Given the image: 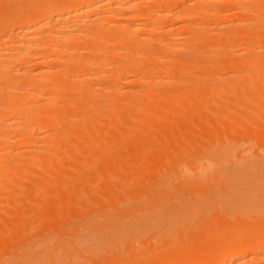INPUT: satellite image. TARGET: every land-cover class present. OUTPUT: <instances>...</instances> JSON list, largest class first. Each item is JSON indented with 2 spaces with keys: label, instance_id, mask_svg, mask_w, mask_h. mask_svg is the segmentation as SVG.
Returning a JSON list of instances; mask_svg holds the SVG:
<instances>
[{
  "label": "bare ground",
  "instance_id": "bare-ground-1",
  "mask_svg": "<svg viewBox=\"0 0 264 264\" xmlns=\"http://www.w3.org/2000/svg\"><path fill=\"white\" fill-rule=\"evenodd\" d=\"M217 1L148 0L136 7V0H0V199L11 196L13 188L10 193L7 189L12 183L35 178L37 185L28 191L35 209L32 203L20 205L17 196L9 201L7 212L14 218L13 223H0V264H101L105 255L110 257L107 264H264V0H231L232 7L225 11L212 7ZM239 9L244 11L242 20L228 24ZM73 14L76 19H68ZM87 15L94 17L88 20ZM197 17L204 18L202 24ZM171 18L176 24L157 28L156 23ZM157 30L169 37H162V44L158 39L160 48L153 38ZM181 32L186 33L182 43L189 54L182 50V38L176 37ZM3 39L10 42L2 45ZM204 40L217 50L198 43ZM156 53L162 54L161 60H156ZM181 55L184 59L176 63ZM213 68L223 69L215 76L234 71L239 80L232 75L235 82H213ZM193 74L197 78L186 82L185 89L172 85ZM166 77L174 81H165L171 83L167 91L160 85ZM128 86L136 87L129 96ZM235 91L242 93L239 105L251 113L242 109V116L234 119L224 108L229 112L223 113L229 117L226 121L217 118L219 113L216 118L204 115L207 105L215 106L211 100H234ZM202 94L210 99L204 100L206 106L200 104ZM159 96L176 100L153 103ZM181 105L187 107L181 116L186 115L189 125L180 131L171 125L172 113ZM133 107L137 109L127 121ZM47 108H53L52 114H44ZM157 122L159 128L154 129ZM124 123L143 132L144 147L138 142L136 147L142 148L134 150L137 133L131 134L128 138L134 140H125L129 143L123 159L113 160L126 134ZM106 130L111 138L98 135ZM83 133L88 137L84 144L74 139H84ZM41 139L46 144L41 145ZM34 141L41 143L30 149ZM243 143L259 152L248 153ZM99 146L109 150L110 165L83 178L100 159ZM65 153H74L73 160L56 173ZM201 161L205 175L181 176V165L195 171ZM35 162L38 171L32 168ZM126 167L131 170L122 175L119 170ZM28 172L38 179L28 178ZM90 175L100 176L103 183L108 178L118 182L101 187L99 178L93 179L98 185L88 183ZM128 180L135 187L127 183L126 188ZM51 192L65 203L54 204L58 211L48 215L52 225L46 235H36L33 212L48 199L47 205L55 200L51 195L45 198ZM78 194L85 203L73 200ZM110 207L115 210L108 211ZM119 207L127 210L122 213ZM74 214H79L76 220L70 218ZM210 216L218 223L200 226L199 221ZM65 223L74 224L72 232L68 230L70 238L53 244L51 229H63ZM209 241L219 245L207 248ZM19 247L24 254L16 263L12 252Z\"/></svg>",
  "mask_w": 264,
  "mask_h": 264
},
{
  "label": "rangeland",
  "instance_id": "rangeland-1",
  "mask_svg": "<svg viewBox=\"0 0 264 264\" xmlns=\"http://www.w3.org/2000/svg\"><path fill=\"white\" fill-rule=\"evenodd\" d=\"M145 1H148V0H138V1L136 0V4H135V6H136V7H137L138 5L140 6V4H144ZM230 2H231V0H219V1H217V3L215 2V4H212V7H213L216 11H225L226 8H230V7H232ZM139 6H138V7H139ZM214 6H215V7H214ZM216 6H217V7H216ZM235 12L237 13L236 15H235ZM243 12H244V11H243V10H240V9H239L238 11H237V10H236V11H233V14H232L233 17L230 18L231 20L229 19L230 21L228 20V21H229L228 24H230V22H231V24H232V23H234L236 20H237V22H238V21L240 22V21L242 20V18H240L239 16L244 15ZM55 15H56V13H54V16H55ZM74 15L77 16L76 14H73V15L68 16L69 18H68V17H67V18L70 19V17L73 16V17H71V19L73 18V20H74V19H76V17H75ZM52 16H53V15H52ZM87 16H88V18H87L88 20L90 19L89 17H91V18H92V16L94 17V15H92V16L87 15ZM234 16H235V17H234ZM202 18H203V17H197V18H195V20H196L197 22H199L200 24H202V23H203L202 21H204V18H203V19H202ZM197 19H198V20H197ZM172 21H173V22H172ZM179 21H180V20H179ZM179 21H178V22H179ZM207 21H208V20H207ZM209 21H211V20H209ZM169 22H172V23H169ZM201 22H202V23H201ZM211 22H212V21H211ZM163 23H164V25H163ZM163 23H162V22H161V23H159V22L156 23L157 28H161V27L159 26V25H161V24H162L161 26H165V25H168V26L170 25V26H171V25H173V23L176 24V22H175V18H171V19H169L168 21L163 22ZM165 23H166V24H165ZM167 23H169V24H167ZM199 23H197V24L199 25ZM158 26H159V27H158ZM170 26H169V27H170ZM263 28H264V26H263ZM258 29H259V28H258ZM261 30L263 31L262 28H261ZM158 32H159V33H158ZM183 33H185V32H181V33H180V36H178V35H179V33H178V35L176 36V37H178V38H179V37L182 38V39H180V40H182V41H180L181 43L184 42L183 40L185 39V36H186V35H185L186 33H185V34H183ZM162 35H163V34H162ZM162 35H161V32H160L159 30H157V32H156V33L154 34V36H153V38H154V43H157V44H158V47H159V43H160L159 41H160V40H163L162 37L164 38V36L166 35V36H165L166 38H164L165 40H166L167 37H168L167 34H165V35H163V36H162ZM144 36H145V35H144ZM145 37H146V36H145ZM160 37H161V38H160ZM150 38H152V37H149V38H146V39H149V41H150ZM153 38H152V40H153ZM168 38H169V37H168ZM155 39H156V40H155ZM158 39H160V40H158ZM155 41H156V42H155ZM157 41H158L159 43H158ZM5 42H10V41H8V40H6V39L1 40V44H2V45H4ZM164 42H165V41L163 40V42L161 41L160 44H162V43H164ZM180 42H179V43H180ZM203 42H204V44H203ZM179 43H178V44H179ZM198 43H199V44H202V45H204V46H209L208 48H211V49H215V48H216V50H217V47H216V46H213V45H210V44H209L210 41L207 42V40H206V41L204 40V41H201V42H198ZM205 43H208V45H206ZM157 44H155V45H157ZM185 45H186V44H185ZM185 45L183 46V43H182V46H181V47H182V48L184 47L182 50H184V51L186 50V53L189 54V53L187 52V51H189V47H188L187 49H185V47H186ZM191 45H192V44H191ZM160 46H161V45H160ZM158 47L155 46V49L158 48ZM181 47H179L178 50L182 51V50H181ZM213 47H215V48H213ZM159 48H160V47H159ZM177 48H178V47H177ZM178 50H177V52L179 53L180 51H178ZM158 51H160V49H158ZM211 51H212V50H211ZM182 52H183V51H182ZM182 52H180V54H183ZM189 52H190V51H189ZM186 53H185V54H186ZM159 54H160V53H158V54L156 53V56L158 57V59H156V60H161V59H159V58L162 57V56H161L162 54H161V55H159ZM185 54H183V56H184ZM225 54H226V53L223 54V55H224L223 57L226 56ZM101 55H102V54H100L99 57H100ZM158 55H159V56H158ZM177 55H178V54H177ZM227 55H228V52H227ZM248 55H249V54H247V56H248ZM156 56H155V57H156ZM160 56H161V57H160ZM178 56H180V55H178ZM178 56H177V57H178ZM183 56L181 55V58L179 57L180 59L177 58L178 60L175 59V60H176V63H177V61L179 62V60L184 59ZM220 56H221V55H220ZM220 56H219V57H220ZM247 56H245V57H247ZM249 56H250V55H249ZM157 57H156V58H157ZM243 57H244V55H243ZM243 57H241V58H243ZM170 58H171V57H170ZM174 58H176L175 55H174ZM174 58L172 57V58H171V61H173L172 59H174ZM162 59H164V58H162ZM165 59H166V58H165ZM165 59H164V60H165ZM175 60L173 61V63H172L170 60H168V61H170L171 64H176V63H174ZM213 69H216V71L213 70ZM213 69H212V70L215 71V72H212V70H211V72H212V74H213V75H212V78H213V77H216V78H214V79H216V80L213 79V82H215V81H216V82H217V81H220V82H217V83H221V81H223L224 79H226V81L224 80L225 83L228 82V81H233V82H235L234 77L236 78V80L238 79V74H239V73H238V74H237V73H234V71H233V73H232V71H228V70H227L228 72H226V70H225L224 73L226 72V74L222 73V74H224V75H222L221 72H220V75L222 76V77H221L219 74H218V76H217V75L215 76L214 73L217 74V73H219V72H217V70H220V69H221V70L223 71V69H222V68H213ZM211 72H210V74H211ZM230 72H231V73H230ZM150 75H151V74H150ZM152 75H153V74H152ZM230 75H231V76H232V75H237V76H234V77L232 76V78L234 79V80H233L232 78H230ZM106 76H107V75H106ZM196 76H197L196 74H193L192 77H191V76L189 77L190 79L188 78V81H186V80H185V81H182L180 78H179V79H175L176 82H179V84L175 82V83H173L172 85L175 84V85H178V86H180V87H184V88H182V89H185V88L187 87V86H186V82H188V84H189V82H192L195 78H197ZM194 77H195V78H194ZM227 77H228L229 79H228ZM192 78H193V80H192ZM222 78H223V79H222ZM164 79H165V80H164ZM164 79H163L164 81H162V84H160V85H162V87L166 86V87H167L166 91H167V90L170 89V88L168 89V84H169L170 82L167 84V83H165V81L168 82V81H170L171 79H170V78L167 79V77L164 78ZM227 79H228V80H227ZM230 79H231V80H230ZM167 80H168V81H167ZM191 80H192V81H191ZM238 80H239V79H238ZM171 81H172V80H171ZM163 82H164V83H163ZM172 82H174V81H172ZM181 83H182V85H180ZM183 83H185V84H183ZM163 84H164V85H163ZM166 84H167V85H166ZM170 84H171V83H170ZM170 84H169V85H170ZM175 85H174V86H175ZM215 85H216V84H215ZM128 87H131L130 90H129ZM128 87H127V89H126V90H128L126 93H127V95L129 96L128 93L130 92V94H131V90L134 91V89H136V87H134V86H128ZM133 87H134V88H133ZM162 87H160V88H162ZM170 87H171V86H170ZM132 88H133V89H132ZM164 88H165V87H164ZM171 88H172L171 90H173L174 87H171ZM175 88H176V86H175ZM175 88H174V89H175ZM176 89H178V88H176ZM159 90H160V89H159ZM171 90H170V91H171ZM133 91H132V92H133ZM160 91H165V89H164V90L161 89ZM235 92H237V94H235ZM235 92L233 93V95H236L237 97L239 96L240 98H242V93H241V92H240L241 95H240L239 91H235ZM169 94H170V93H169ZM174 94H175V93H174ZM231 94H232V93H231ZM171 95L173 96V93H172ZM175 95H176V94H175ZM233 95H231V96H233ZM167 96H168V95H167ZM167 96H165V97H167ZM172 96L169 95L168 97H172ZM229 96H230V94H229L226 98H228ZM159 97H160V98H159ZM159 97H155L156 100H158V101H156V100L154 99L152 102H153V103H155V102H160L159 99H160V100L163 99V100H166V101L161 100V101H163V103H164V102H165V103H170V102H172L173 100H174V101L176 100V96H174V97L172 98V99H173L172 101L169 100L170 98H169V99H166L165 97H161V96H159ZM168 97H167V98H168ZM203 97H204V98H203ZM205 97H207V95H206V94H205V95L202 94V98H203V100L200 101V104L206 106V105H207V102L210 101V99L208 100V99H206ZM233 97H234V96H233ZM237 97H234V98H235V99H234V100H235V103H234L233 98H232L233 101L230 100V98H228V100H226L225 98H220V99L223 100V101H221V100H217V102H216V100H215V101H214V100H211V103H214L215 106H214L213 104H210V105H207V106H209V108H208V107H207V108L205 107L206 109L202 108V110L204 109V111H203V112H204V115L208 113L209 117H212V114H213L214 117H215V115H216V117H217V115H218V113H219V115H218V117H217L218 119L223 120V119L226 118V119L228 120V119H229L228 115L223 114V113H226V112H227V111L225 112L226 108H227V110L231 111L230 114H231L232 116L235 115L236 118L233 117L234 119H237V116L241 117V116H242V113H241V112H243V111H245V113H246V111H248V113H251V110H250V109H248V108L245 107V106L239 105V102H237V101H239L240 98H239V97L237 98ZM80 98H82V100H84V97H83V96H81ZM202 98H201V99H202ZM236 98H237V100H236ZM78 99H79V98H78ZM205 99L208 100V101H207V102L204 101ZM168 100H169V101H168ZM62 101H65V100H62ZM79 101H80V100H79ZM218 101H219V102H218ZM221 102H222V103H221ZM225 102H226V103H225ZM66 103H67V102H66ZM217 103H218V104H217ZM223 103H224L225 106L223 105ZM61 104H63V103H61ZM64 104H65V102H64ZM200 104H199V105H200ZM208 104H209V103H208ZM226 104H227V105H226ZM199 105H198V106H199ZM217 105H218V106H217ZM221 105H222L223 107H222ZM230 105H231V109L228 107V106H230ZM233 105H234V106H233ZM235 105H236V107L238 106V108H236ZM180 107H181V108H180ZM183 107H184V108H183ZM203 107H204V106H203ZM210 107H211V108H210ZM215 107H217V108L220 107V108H218V110H217V108H215ZM234 107H235V108H234ZM242 107H243V108H242ZM133 108H134V107H133ZM133 108L128 110L129 112H130V110H131V112H130L129 114L126 112V113L128 114V115L126 114V116H125L127 121L130 120V119H127V118L132 117L133 115L131 116V114H133V113L136 111L135 109H137V108H134V110H133ZM186 108H187L186 106L181 105V106H179V108H178V110H177L178 112H177L176 110H174V112L172 113V115H173V117H172V118H173V123H172L171 126H172L173 128H175V129L181 131L182 128H183L184 126L187 127V126L189 125V123H188L189 121L186 122V121L188 120V119L186 118V115H185V116L182 115L183 117L181 116V113H182V112H185ZM197 108H198V107H197ZM199 108H200V107H199ZM224 108H225V110L223 111L222 109H224ZM39 109H40V108H38V110H39ZM49 109H50V108H49ZM54 109H55V108H54ZM179 109H180V110H179ZM181 109H182V110H181ZM215 109H216V110H215ZM219 109H221V110L219 111ZM242 109H245V110L241 111ZM52 110H53V108H52ZM52 110H50V111L52 112ZM183 110H184V111H183ZM202 110H200V111H202ZM213 110H214V111H213ZM239 110H240V111H239ZM39 111H40V110H39ZM44 111H45V109L42 110V111H40V112L43 113ZM54 111L56 112V110H54ZM54 111H53V112H54ZM218 111H219V112H218ZM222 111H223V112H222ZM249 111H250V112H249ZM47 112H48L49 114L51 113V112H49L48 108L46 109V113H44V114H45V115H49ZM55 112H54V113H55ZM57 112H58V111H57ZM221 112H222V113H221ZM178 113H179V114H178ZM209 113L211 114V116H210ZM220 113H221V114H220ZM228 113H229V112H228ZM228 113H226V114H228ZM243 113H244V112H243ZM51 114H52V113H51ZM176 114H177V115H180L181 118L178 116V118H180V119H178V118L176 117ZM184 114H185V113H184ZM201 114H202V112H200V115H201ZM214 114H215V115H214ZM230 114H229V115H230ZM246 114H247V113H246ZM246 114H243V115H246ZM202 115H203V114H202ZM202 115H201V116H202ZM220 115H221V117H223L222 119H221V117L219 118ZM236 115H237V116H236ZM174 116H175V117H174ZM205 116L208 117L207 115H205ZM106 117H107V116H106ZM106 117L102 116V119H103V118H104V119H108V118H109V117H108V118H106ZM209 117H208V118H209ZM216 117H215V118H216ZM239 117H238V119H239ZM212 118H213V117H212ZM102 119H101V120H102ZM109 119L111 120V118H109ZM131 119H132V118H131ZM157 119L159 120L160 118H157ZM183 119H184V120H183ZM196 119H197V118H196ZM226 119H225L224 121H226ZM110 120H109V121H110ZM160 120H161V119H160ZM102 121L104 122V120H102ZM180 121H181V122H180ZM182 121H183V122H182ZM184 121H185V123H184ZM105 122L107 123V120H106ZM106 123H105V124H106ZM108 123H110V122H108ZM108 123H107V124H108ZM155 123H156V122H155ZM155 123H154V124H155ZM158 123H159V122H157V125L155 124L156 126L153 125V128H154V129H158V128H159V127H157V126H158ZM182 123H184V124H182ZM186 123H188L187 126H186ZM181 124H182V125H181ZM160 125H161V124H159V126H160ZM176 125H177V126H176ZM175 126H176V127H175ZM181 126H182V127H181ZM123 127H124V131H126V134L123 132V141H122L123 144L121 143V145L119 146V147H120V149H118L119 151H116V152L114 153V155L112 154V157H113V156H114V157L111 158V159H113V160H121V159H123V157L125 156V154H124V150L127 149L126 147H127V144L129 143V142H127V141H129V140H130V141H133V140H134V139H133L134 137H137V139L135 138L136 141H134L135 144L132 143L133 145L131 144L132 146H131V145H130V146H131L132 148H134V150H139V149H141L142 147H141V146H139V147L137 146V147L139 148V149H137L136 144H137L138 142H140V144H138V145H141V144H142V146L144 147V143H143V142H144V141H143V140H144V138H143V132H142L140 129H137L136 131L131 130V129L129 128V126H128L127 124H125V123H124ZM112 129H113L115 132H117L115 128H112ZM112 129H109V130L112 131ZM183 129H184V128H183ZM130 130H131V131H130ZM139 131H140V132H139ZM115 132H112V133L115 134ZM117 133H118V132H117ZM134 133H137V134H135L134 137H132L133 140L129 139L128 137L132 136L131 134H134ZM110 134H111V133H110L109 131H107V130H106V132L102 131L101 133H98L99 136H104V135H105V137H107V138H111L112 134H111V135H110ZM83 135H84V136H83ZM82 136H83L84 139H81L80 137H78V138L75 137L74 139H75V140L77 139V141L80 140L81 142H80V141H79V142H80V143L83 142L82 144H84V143L86 142V139H85V138H88V137H86L87 135H86L85 133H83ZM109 136H110V137H109ZM204 136L206 137V135H201L200 138H203ZM71 137H72V136L68 137V138H70V139H67V140H68V141L71 140ZM138 137H139V138H138ZM205 137H204V138H205ZM65 138H66V137H65ZM127 138H128V139H127ZM45 139H46V138H45ZM126 139H127V141L125 142ZM41 140H43V139H41ZM41 140H40V141H41ZM46 140H47V142H48L47 144H50V141H48V139H46ZM137 140H138V141H137ZM43 141H44V143H41V142H39V141H38L39 143H36V142L34 141V142L32 143V144L35 143V144L33 145V147H32V145H29V146H31L32 148L29 147V146H28V147H29L30 149H34V148H35L34 146H35V145L37 146V144H38V145H40V143H41V145L46 144L45 140H43ZM243 144H244L245 147H249V148H250V149L247 150L248 153L259 152V149H252V148H251V145H253V144H249V143H243ZM125 145H126V146H125ZM254 146H255V148H259V147L256 146V145H254ZM135 147H136V148H135ZM26 148H27V147H26ZM29 148H27V149H29ZM98 148H99V150H98L99 153H98V152H97V153L99 154V156H101V157H103V158L100 157V159L98 160V162H95L93 165H91V167H93V166L95 165V166H96V169H93V168L89 167L91 170H88V169H87V171H86L85 173H83V178L88 177V175H87L88 172H89V174H91V173L94 174V173L92 172L93 170H94L95 172H97V171H100V169H102L103 165H106V166L110 165V164H108V163L110 162V158H107V157H108L107 154H109V150H107V147H106V146H99ZM30 149H29L28 151H32V150H30ZM25 150H26V149H25ZM118 152H119V153H118ZM66 154H67V155H66ZM73 154H74V153H72V155H73ZM102 154H103V155H102ZM64 155H66V156L63 157L64 161H63V163H62V164L56 169V171H55L56 173H57L59 170L61 171V170H63V169H66V164H67L66 162H68V161L70 162V160H71V161L73 160V159H72L73 157H72V158L70 157V156H72L71 154L65 153ZM115 156H117V157L115 158ZM104 157L107 159L106 161L104 160ZM108 159H109V160H108ZM36 160H38V159H36ZM101 160H102V161H101ZM41 161H42V160H41ZM105 162H107V164H106ZM41 163H42V162H41ZM41 163H40V164H41ZM102 163H103V164H102ZM37 164H38V163L35 162V163H34V167L31 166L32 168H35L36 171H38V170H37V167H36ZM101 165H102V166H101ZM37 166H38V165H37ZM40 166H41V165H40ZM97 166H98V167H97ZM100 166H101V167H100ZM31 167H30V168H31ZM32 168H31V169H32ZM94 168H95V167H94ZM103 168H104V167H103ZM128 168H130V167H128ZM38 169H40L39 166H38ZM126 170H128L127 172H129L131 169L129 170V169H127V167H126L125 169H124V168H121V169L119 170V172H122V175H123V173H124ZM127 172H126V174H127ZM28 173H29V177H28V178H30V176L34 175V176L36 177V179H38V177L34 174V172H33V173H32V172H28ZM44 174H45V173H43L42 176H43ZM79 174L81 175V173H79ZM45 175H46V177H45V176H44V177L47 178V175H48V174H45ZM80 175H78V176H80ZM124 175H125V173H124ZM90 176L92 177L93 175H90ZM94 176H98V175L96 174V175H94ZM99 177H100V176H99ZM99 177H94V178H95V179L97 178V179H96V181H97ZM31 178H32V177H31ZM78 178H79V177H78ZM83 178H82V176H81V178H79V179H83ZM94 178H93V177L91 178V179H92V180H91L92 182H91V181H88V180L90 179V178H89V179L87 180L88 183H90V184L93 183V184L95 185L97 182H99L100 185H98V184H96V185L102 187V184H104V185H103V187H104V186H107V185L110 184V183H111V185H112V182H113V184H115L114 182H118V179H113V180H112L111 178H108V179H107V182L110 181V183H109V182H108V183L105 182V183H106V184H105V183H103V180H100V178H101V177H100V178H99V181H97V182L95 183V180H93ZM34 179H35V178H32V179H30V180L27 179V180H25L23 183L21 182L20 184H19V183H14V184L12 183L13 185L11 184L12 186H11V185L9 186L10 188L7 189V190H8V193H10L9 191H11L12 188H13L14 191H12V192H11L12 194H10V195H11L10 197H12V198H10V197L7 196V197H1L2 199H0V208H1L2 210L5 209V210H3V212L0 214V223H1V221H2V222H5V223H6V222H12V221H13L12 218H14V217H13L12 213H11V212H7L8 209H9V205H10V204H9V201H10V200L12 201V199H15V198H16V199H17V200L15 199L16 202H19L20 205H22V204H30V207H31V203H32V202H31V199H30L31 194H32L31 192H32L33 188L37 186L36 183H35V180H34ZM79 179H76V180H79ZM101 179H102V178H101ZM103 179H104V181L106 180V178H104V177H103ZM73 181H74V180H73ZM111 181H112V182H111ZM132 181H133V180H130V181L128 180L127 182L125 181L124 183L126 184V186H125L124 184H123V186H125L126 188H127L129 185H130V186H134ZM80 182H81V181H80ZM82 182L84 183V181H82ZM73 183H74V182H73ZM85 183H87V182L85 181ZM85 183H84V184H85ZM127 183H128V186H127ZM129 183H130V184H129ZM137 183H138V184H137ZM142 183H143V182H140V184H139V182H136L135 185H137V186L139 185V186H140V185H142ZM152 183H153V182H152ZM29 184H30V185H29ZM147 184H148V183H147ZM78 185H80V183H79ZM81 185H82V183H81ZM153 185H154V184H153ZM130 186H129L128 188H130ZM31 187H32V188H31ZM85 187H86V186H85ZM94 187H95V186H94ZM134 187H135V186H134ZM30 188H31V189H30ZM83 188H84V187H83ZM131 188H132V187H131ZM7 190H6V191H7ZM23 190H24V191H23ZM29 190H31V192H28ZM15 191H16V192H15ZM21 191H22V192H21ZM13 192H14V193H13ZM13 194H14V195H13ZM17 194H18V195H17ZM50 195H51V200L55 199V200H53L54 202L52 201L51 204H48V205H47V203H49L50 201H49V199H48V200L46 199L47 201L44 203L45 205H44V204H42V205L40 204V205H41V206H39V209H40V210L37 208L36 210H38V211H37V212H33V214L35 213V214H34L35 216L33 215V216L35 217V219H36V217H37V219H36L37 221H36V220L34 221V223H35L34 226H35V227L33 228V231L36 229V230L34 231V233L36 232V235H37V234H40V233H41V234H43V233L45 234V231L48 230V226L50 227V226L52 225V224H49V223H52V222H49V216H48V215L50 214V212H53V210H54V211H58V208H56L55 205H57V207H58V206L60 207L61 204L65 203V200H64L63 197H62V199H61V197L59 196V199H60V200H58V199H57V198H58V195H57V194H56L57 196L54 195V196H56V198H55L54 196H52V192H51L50 194H48L45 198L49 197ZM78 195H79V194H78ZM15 196H17V197H15ZM80 196H82V195L80 194L78 197H80ZM14 197H15V198H14ZM42 197H43V196H42ZM42 197H41V198H42ZM75 197H77V196H75ZM75 197H74L73 200H74V201H78L79 204L85 199V198L82 196V197H83V200H80V201H79V199H81V197H80V198L77 197L78 200H75V199H77V198H75ZM4 198H6V201H5ZM7 198H8V199H7ZM19 198H20V199H19ZM23 198H24V199H23ZM49 198H50V197H49ZM43 199H44V198L40 199V200H41V203H42V200H43ZM1 200H2V201H1ZM62 200H63L64 202H62ZM73 200H72V201H73ZM134 200H135V199H134ZM44 201H45V200H44ZM48 201H49V202H48ZM56 201H57V202H56ZM60 201H61V202H60ZM74 201H73V205H79L78 203H74ZM69 203H70V205H71L72 202H69ZM69 203H67V204H69ZM83 203H85V202L83 201ZM17 204H18V203H17ZM54 204H55V205H54ZM81 204H82V203H81ZM81 204H80V205H81ZM4 205H5V206H4ZM6 205H7V206H6ZM18 205H19V204H18ZM32 205H33V203H32ZM49 205H50V208L48 207ZM51 205H52V207H51ZM53 205H54L55 208L53 207ZM65 205H66V204H65ZM2 206H3V208H2ZM26 206H29V205H26ZM34 206H37V205H33V207H34ZM43 206H45L46 208L48 207L49 210L45 209V207H43ZM67 206H68V205H67ZM33 207L31 208V210L33 209ZM62 207L64 208L63 205H62ZM6 208H7V209H6ZM52 208H54V209H52ZM121 208H122V209H121ZM34 209H35V207H34ZM60 209H61V208H59V210H60ZM65 209H66V208H65ZM112 209L115 210V208L110 207V208L108 209V211H109V210H110V211H113ZM118 209L122 210V213H124V211L127 210V207H119ZM10 210H11V208H10ZM41 211H42V214H43L42 217H40L41 214L39 215V213H41ZM44 211H45V212H44ZM43 212H44V213H43ZM3 215H4V216H3ZM78 215H79V214H78ZM78 215H77V214H76V215L74 214V216L72 215L73 217L71 216L70 218L76 220V216H77V218L79 217ZM44 216L46 217V221L44 220V219H45ZM6 217H8L9 219H7ZM47 217H48V220H47ZM80 217H81V216H80ZM85 217H87V215H86ZM96 217H97V216H96ZM210 217H211V216H210ZM210 217L206 218L205 221L200 220V221H199L200 226L203 227L205 224H207V222H208V224H214V222H215L214 225H216V223H218L217 219H213V217H211V219H210ZM10 218H11V220H10ZM83 218H84V217H83ZM83 218H82V220H80V222L83 221L84 219H87L88 217H87V218H84V219H83ZM40 219H41V222H40ZM212 219H213L214 221H213ZM9 220H10V221H9ZM42 220H43V221H42ZM78 220H79V219H78ZM211 220H212V221H211ZM73 221H74V220H73ZM42 222H43V223H42ZM48 222H49V223H48ZM70 222H72V220H70L69 222H66V223H67V224H70ZM80 222H77L76 224H79ZM200 222H201V223H200ZM203 222H204V223H203ZM12 223H13V222H12ZM66 223H65V224H66ZM74 223H75V221H74ZM44 224H45L47 227H46ZM53 224H54V223H53ZM65 224H63L64 227L62 226L63 229L61 228V226H59L58 231H57L56 229H51V232H52V234H54L53 236L55 237L53 244H54V243L56 244L57 242H61V241L64 240V239H65V240H68V239L70 238L69 234H70V233L72 232V230L75 228V227H74V224L72 223L73 225H72V224H71V225H68V227H66L67 224H66V225H65ZM41 225H43V226H41ZM214 225H213V226H214ZM42 227H43V229H42ZM73 227H74V228H73ZM37 228H38V229H37ZM40 228H41V229H40ZM60 228H61V231L59 230ZM64 228H66V229H64ZM72 228H73V229H72ZM69 229H71V230H69ZM38 230H39V231H38ZM49 230H50V229H49ZM62 230H64L65 234H64V232H63ZM68 230L71 231V232H69ZM43 231H44V232H43ZM59 231H60V232H59ZM38 232H39V233H38ZM58 232H59V233H58ZM62 233H63V234H62ZM58 234H59V235H58ZM45 235H46V234H45ZM55 235H57V236H55ZM60 239H61V240H60ZM209 242H210V243H209ZM209 242L206 244V245H207V248H208V247H210V248L212 247V248H213V243H214V247H215V248L219 245V244H218L219 242L217 243V241H214V242H213V241H209ZM217 244H218V245H217ZM22 247H23V246H22ZM23 250H24V248L22 249L21 247L16 248V250H15L14 252H12V254H14V255H12V258H13V256H14V260H13L12 258H11V260H13V261L16 260V261H15L16 263L19 262V260H20L19 258L21 257V255L24 254V251H23ZM18 252H20V255H19ZM16 255H17V257H16ZM10 256H11V255H10ZM18 256H19V257H18ZM105 256H106V257H105ZM105 256L103 257V259L101 258V259L103 260L102 262H101V260H100L101 264H107V260L110 259V257L107 258V255H105ZM7 257H8V258H7ZM7 257H6V259L10 260V259H9V256H7ZM15 258H16V259H15ZM106 259H107V260H106ZM104 262H105V263H104ZM86 263H87V264H94L93 261H89V262L86 261L84 264H86Z\"/></svg>",
  "mask_w": 264,
  "mask_h": 264
},
{
  "label": "clouds",
  "instance_id": "clouds-1",
  "mask_svg": "<svg viewBox=\"0 0 264 264\" xmlns=\"http://www.w3.org/2000/svg\"><path fill=\"white\" fill-rule=\"evenodd\" d=\"M204 161L199 162L197 168L195 171L191 168H189L186 164L180 166V173L181 176L187 177V178H193L197 175L203 176L205 175L204 171Z\"/></svg>",
  "mask_w": 264,
  "mask_h": 264
}]
</instances>
